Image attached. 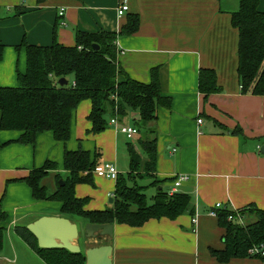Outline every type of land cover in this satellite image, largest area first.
<instances>
[{
  "label": "crops",
  "instance_id": "obj_1",
  "mask_svg": "<svg viewBox=\"0 0 264 264\" xmlns=\"http://www.w3.org/2000/svg\"><path fill=\"white\" fill-rule=\"evenodd\" d=\"M127 2L128 10L118 16L119 0H0V86H16L17 71H25V49L16 50L23 38L29 44L47 46L55 30L59 43L73 46L75 30L119 32L127 16L137 14V31L116 39L117 48L122 50L117 56L118 64L129 77L144 83L150 81L151 69H157L161 95L171 102L169 107L157 106L156 118L146 125V138L156 139L153 176L168 192L173 176L188 175L177 191L190 194L196 215L194 221L189 212L174 219L151 218L138 227L112 223V236L100 239L112 245V264H264L256 257L220 263L210 253L211 248H223L224 228L208 212L209 208L219 203L233 209L250 204L264 209V152L260 151L264 144V96L242 93L238 83V30L231 25V13L238 8V0ZM59 8L64 9L61 18ZM258 10L264 12V0L258 1ZM201 68L215 72L219 91L204 95L198 90ZM122 78L119 74L118 79ZM82 101H87L88 108L83 111L87 119L90 101ZM118 121L139 130L137 146L129 142L124 145L128 165V145L143 160L138 113L131 111ZM87 124L91 126L89 120ZM235 128H240L239 134L231 132ZM113 132L116 142L121 132L117 128ZM19 135L16 130H0V194L4 186L0 207L8 213L6 182L7 198L17 208L37 205L22 178L40 166L47 156L44 151L54 142L63 145V152L76 149L66 147L67 141H56L49 131L38 133L33 144L17 142ZM46 160L51 159L48 156ZM112 191H108L109 198H113ZM12 196L14 200L9 198ZM59 209L28 212L24 224L6 212L7 219L1 225L5 233L11 234L7 243L3 239L0 264H45L14 228L43 215H61ZM254 219V214H246L242 221Z\"/></svg>",
  "mask_w": 264,
  "mask_h": 264
},
{
  "label": "trees",
  "instance_id": "obj_2",
  "mask_svg": "<svg viewBox=\"0 0 264 264\" xmlns=\"http://www.w3.org/2000/svg\"><path fill=\"white\" fill-rule=\"evenodd\" d=\"M259 0H238V8L231 13V25L238 30L237 78L242 93L264 96V12L258 10ZM139 16L129 14L119 32L98 31L94 33L74 31L73 46L59 43L53 30L50 45H34L25 38L16 46L25 49V71H17L16 86H0V130L20 132L17 142L33 144L38 133L49 131L55 140L66 142L71 135L73 113L82 100L90 101L87 119L90 133L103 131L108 123L105 115L127 117L137 112L139 129L156 118L157 106L169 107L170 98L161 95L157 69L150 71V81L144 83L129 77L119 66L116 39L137 31ZM98 45L93 49L92 45ZM0 45V59L2 55ZM123 75L118 79V75ZM64 78L67 83L59 85ZM198 90L204 95L219 91L216 75L212 69L201 68L198 72ZM240 128L231 132L239 134ZM139 145L145 153L141 157L128 145L129 171L120 172L114 182L113 201L104 209H87V197H77L74 187L90 182L91 170L98 164L100 153L77 148L65 149L62 165L67 175L55 177L56 186L48 192L42 184L49 171L56 169V162L46 160L31 169L22 178L30 188L35 200H55L60 203V213L68 218H82L86 223H120L132 227L141 226L151 218L174 219L189 212L195 215L192 197L188 193L169 194L159 185L149 199L136 177H153L157 159L156 139L142 137ZM141 168V171L138 170ZM87 171V173H85ZM63 183L61 185V183ZM217 223L224 228L223 248L210 249L211 255L220 263L232 258L256 257L264 262V209L252 204L233 209L227 205L209 208ZM246 214H254L252 222H240ZM231 217V218H229ZM7 214L0 207V251L3 247L5 227L1 225ZM15 232L34 250L45 264H85L84 251L75 253L65 248H40L34 235L25 226L16 225ZM256 247L258 253L249 250Z\"/></svg>",
  "mask_w": 264,
  "mask_h": 264
},
{
  "label": "rangeland",
  "instance_id": "obj_3",
  "mask_svg": "<svg viewBox=\"0 0 264 264\" xmlns=\"http://www.w3.org/2000/svg\"><path fill=\"white\" fill-rule=\"evenodd\" d=\"M15 64L18 68V53L16 54L15 58ZM20 65L22 66V62H20ZM20 66V67H21ZM19 67V68H20ZM17 85V84H16ZM88 108L87 101L81 102V104L78 106L77 109V117L73 120V125L71 129V135L70 138L66 142V147L68 148H82L91 150L90 152L93 154L94 151H97L98 153H101L100 156H98L97 160L99 159V164L103 165L105 163H115L116 168L118 172H120L122 175H125L129 171V165L127 161L126 151H125V143L129 142L131 144H134L137 146V136H134V138L130 141H127L124 136L120 133H118V137L116 142L114 141V126H112L109 123V117L110 113H107L105 115L107 119V127L96 136H90V126L87 124V119L85 118V113L83 112ZM144 127L141 126V135L142 137H146V133L144 132ZM57 141V140H56ZM40 149H38V152ZM37 152V153H38ZM62 152H63V145L59 142H54L52 146H49L45 151V158H43L40 166L44 163L46 157L49 156V159L56 161V169L51 170L48 172V174L43 178L42 184L46 186L48 192H52L55 189L56 181L55 177L60 176L61 178H64L67 173L63 169L62 165ZM43 154V151H42ZM98 163V162H97ZM141 171V168L138 170V172ZM90 182L85 183H78L74 187V193L77 197H87L88 202L87 206H90L91 209H97V208H105L111 203L109 202V195L108 191H112L114 188V180L107 179L105 177H98L94 174H92ZM154 181L153 177L143 175L142 177H136V183L138 185L143 186V192L146 194L147 198L149 199L152 195L155 194L157 190V186L155 184H152ZM160 183H158L159 185ZM4 192V186H2L1 194ZM9 192V191H8ZM0 194V196H1ZM7 182H6V205H8L10 212L8 213L9 217L11 218H19V223L24 224L26 220V213L32 212V211H53L56 207L59 209L60 203L55 200H37V205H29V206H23L22 208H17L15 206L14 201L7 198ZM10 196V195H9ZM11 199H15V196L9 197ZM1 206V205H0ZM89 208V207H88ZM6 213V214H7ZM70 219L73 222H76L79 228V236L74 241L75 244L79 245L84 251L86 248L91 246H96L104 243H108V240H100L96 238H87L85 237L83 233L84 225L86 224L84 219L74 217ZM9 233L11 234V231L8 233L4 232V241L8 240Z\"/></svg>",
  "mask_w": 264,
  "mask_h": 264
},
{
  "label": "water",
  "instance_id": "obj_4",
  "mask_svg": "<svg viewBox=\"0 0 264 264\" xmlns=\"http://www.w3.org/2000/svg\"><path fill=\"white\" fill-rule=\"evenodd\" d=\"M92 47L98 49L96 44ZM66 83L67 80L64 78L58 80L59 85ZM260 151L264 152V144L260 147ZM59 182L63 184L61 180ZM112 201L113 198L110 197L109 202ZM25 227L34 235L40 248H65L75 253L81 251V247L74 242L79 236L78 225L66 216L43 215ZM83 233L87 238H108L112 236V224L86 223ZM111 253L112 245L109 243L88 247L84 250L85 264H112Z\"/></svg>",
  "mask_w": 264,
  "mask_h": 264
},
{
  "label": "built area",
  "instance_id": "obj_5",
  "mask_svg": "<svg viewBox=\"0 0 264 264\" xmlns=\"http://www.w3.org/2000/svg\"><path fill=\"white\" fill-rule=\"evenodd\" d=\"M128 10V2L127 0H119V4L117 7V15L118 16H122L126 11ZM58 16L61 18L63 17L64 14V9L63 8H59L58 12H57ZM61 24L65 25V22L63 20H61ZM116 44V42H115ZM117 47V44H116ZM119 53H122L121 49L117 48V56ZM198 122H201V119H198ZM109 123L114 126L115 128L118 129L119 132H121L122 134L125 135V137L129 140H132L134 138V136H136L139 132L138 128L135 125L132 124H128V123H120L118 121L117 116L114 117H110L109 119ZM175 148L172 149V151H174ZM85 173H87V171H85ZM91 174H94L96 176L99 177H105L111 180H116L119 172L116 168V166L113 163H105L103 165L97 164L92 170H91ZM189 179L188 175L185 174H177L175 176H173L172 178V187L168 190V193H174V192H178L177 189L178 187L185 181H187ZM222 205L217 203L214 208L217 207H221ZM210 214L215 216L214 212H209ZM196 215V214H195ZM195 215L193 216V221L195 220ZM231 218V217H229ZM240 222L242 221V219H239ZM258 250L256 247H253L252 249L249 250L250 253H258ZM264 254V253H261Z\"/></svg>",
  "mask_w": 264,
  "mask_h": 264
}]
</instances>
